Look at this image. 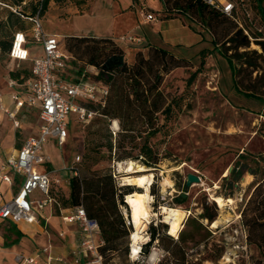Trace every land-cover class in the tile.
Instances as JSON below:
<instances>
[{"label": "rangeland", "instance_id": "rangeland-1", "mask_svg": "<svg viewBox=\"0 0 264 264\" xmlns=\"http://www.w3.org/2000/svg\"><path fill=\"white\" fill-rule=\"evenodd\" d=\"M40 1L24 0L22 7H25L27 15H31L34 8L40 7ZM165 1L171 9L173 3L170 0ZM230 1L238 7L236 17L213 23L218 46H214L213 36L200 20H193L174 11L168 12L163 0L134 2L135 17L138 23H144L138 33L145 39L144 44L130 45L122 42L120 38L129 33L127 29L113 35L112 39L125 49L128 62L133 61L137 51L146 52L149 45L167 49L189 62L188 66L170 72L162 84L164 94L172 101V115L168 121L161 119V124L165 123L162 131L150 141L153 152L161 159L157 167H148L142 158L135 160L138 149H128L132 157L117 162L121 155L119 148H114L111 153L105 145L112 141L114 146H118L121 132L116 136L110 132L109 119L101 116L91 104L88 106H92L90 109L96 114L89 121H80L74 117L64 145L59 147L56 141L49 140L53 152L64 161V170L70 171L72 167H78L80 174H86V170L81 166L83 159L102 157L98 164L91 166V170L114 173V178L120 185H125L122 177L128 176V173L124 172L123 168L119 169L118 163L125 167L128 162H136L144 168L143 172L129 176L153 174L149 187L151 216L142 233L143 251L144 245L149 241L150 226L166 223L163 207L186 211L188 216L183 223L184 228L187 220L197 218L203 211L204 203L208 202L215 203L218 208V226H210V229L213 238L225 245L226 253L217 263L205 264H250L253 251L247 245L240 214L252 191L251 183L260 179L264 172V161H259L257 165L251 163L252 158L259 159L264 156V51L258 44L260 42H257L264 41V20L258 10L257 0H244L248 13L243 10L239 0ZM99 2L86 0L82 10L74 0H64L61 5L51 2L48 11L42 16L45 32L59 36L65 45L66 37L73 34L80 35L79 37L106 38L93 35L97 32L106 34L114 20V13L109 0H105L106 3L103 4L105 9L98 12ZM262 5L264 7V0ZM91 6L92 11L89 13ZM84 13H87V17L82 15ZM142 14H153L157 21L145 22ZM72 15L80 17L73 20L69 18ZM26 21L27 29L30 30L32 23L28 19ZM234 26L244 29L250 40L248 48L228 52L236 66L235 73L224 54L229 46L226 44V36ZM29 50L31 58L44 54L41 44H30ZM205 50L208 55L203 59L201 52ZM30 67V62L17 66L7 55L0 53V165L28 136L37 131L39 125L37 107L22 108L15 119L4 110L15 112L11 101L14 92L10 87L11 72ZM73 68L74 78L86 75L91 79L93 73H96L95 69L81 61L73 64ZM15 120L19 122V126ZM241 154L248 156L246 161L249 165L260 171L258 175L245 172L241 177L238 176L239 181H236L230 178V173ZM47 170L50 172L51 168L48 167ZM51 174V191L55 198L53 206L59 209L61 200L69 195L68 183L72 175ZM189 174H196L201 178V183L186 187ZM131 186L145 192L135 184ZM10 190L16 192L18 187H0V205L9 201ZM182 194L187 196L182 197L184 202L179 205L177 201ZM34 195L40 198L38 192ZM214 196L232 198L234 201L221 209L212 199ZM124 200L127 203L126 197ZM127 208L128 211L125 208L123 211L131 223L128 203ZM60 220L62 222V219ZM4 225L5 223L0 222V228ZM130 228L133 231V226ZM152 252L156 253L155 262L150 261ZM165 254L163 247L156 242L139 264H158Z\"/></svg>", "mask_w": 264, "mask_h": 264}, {"label": "trees", "instance_id": "trees-1", "mask_svg": "<svg viewBox=\"0 0 264 264\" xmlns=\"http://www.w3.org/2000/svg\"><path fill=\"white\" fill-rule=\"evenodd\" d=\"M74 1L81 10L86 4V0ZM133 1L137 2V0ZM170 1L173 3L171 9L168 8L167 1L163 0L168 12L174 11L193 20H200L204 28L213 36L214 46H218L213 23L227 20L231 16L215 9L204 0ZM257 1L258 10L264 20L263 0ZM23 2L24 0H0V53L7 55L10 60L15 33L29 31L26 19L29 20L38 12L42 18L51 2L61 5L64 0H41L40 7L34 8L31 15H27L25 7H22ZM12 8L16 9V12ZM66 38V45L61 38L60 40L64 51L73 58L72 64L76 65L81 61L95 69L96 73H93L90 78L103 83L108 89L103 103L94 105L95 107L91 106L96 108L101 116L108 118L111 125L113 121L119 124L120 130L117 133L121 132V138L118 146H114L113 142L109 141L105 145L106 148L111 153L114 148H119L121 155L117 158V162L132 157L128 149H138L139 153L135 160L142 158L148 167H157L161 159L153 152L150 141L162 131L165 123L161 124V119L168 121L172 115V101H169L164 94L162 84L170 72L188 66L189 62L155 45H149L146 52L137 51L133 61L128 62L125 49L112 38L79 36ZM226 39V44L229 46L224 54L235 73L236 66L233 64L232 57L228 56V52L248 48L249 36L244 33V29L234 26ZM257 42H260L258 44L264 51V41ZM207 55L208 51L201 52L203 59ZM12 62L17 66L23 64ZM31 76V67L11 72V80L22 87ZM111 125L110 132H112ZM247 158L248 156L244 154L239 155V161L230 173V178L239 181V177L245 172L258 175L260 170L255 169L254 166L251 167L246 161ZM101 159L102 157L84 158L81 166L87 173L83 175L80 174L78 167L70 169L72 177L68 183L69 195L61 200L59 209L72 211L83 207L87 216L99 224L100 236L104 241V244L99 247L103 263L116 264L115 256H119L120 261L127 264V262L130 263L129 245L132 224L122 213L121 207L128 211L124 197L132 193H144V191L133 188L132 184L120 185L112 172L92 171L91 166L98 164ZM257 159L252 158L251 163L257 165L259 161H264V156ZM75 172L77 175H74ZM250 187L252 191L241 211V221L246 233L247 245L253 251L250 264H264V172L260 179L251 183ZM49 195L52 200H55L51 190ZM177 202L179 205L184 202L182 196ZM218 215L215 203L205 202L202 213L197 218L187 220L177 239L168 234V224L151 225L149 241L144 245L143 256L149 254L151 248L158 242L166 253L158 264L217 263L226 253L225 245L213 238L210 229Z\"/></svg>", "mask_w": 264, "mask_h": 264}, {"label": "built area", "instance_id": "built-area-1", "mask_svg": "<svg viewBox=\"0 0 264 264\" xmlns=\"http://www.w3.org/2000/svg\"><path fill=\"white\" fill-rule=\"evenodd\" d=\"M204 1L226 15L236 17L238 7L230 0ZM239 1L243 10L248 13L244 0ZM12 10L16 12V9L12 8ZM143 17L145 22L157 21L153 14H143ZM29 20L33 24L29 31L15 33L10 58L17 63L30 62L32 76L24 87L13 80L10 81V87L14 90L11 101L15 112L3 109L15 119L22 108L37 107L40 125L38 134L29 136L22 147L6 159L5 165L0 170V179L9 184L12 183V177L3 173L5 171L24 177L18 195L0 207V218L33 223L37 220V214L53 203L49 195L52 186L50 173L40 170V167L49 161L43 154L48 141L54 139L59 147L64 145L73 118L76 117L80 121L91 120L96 112L88 105L103 103L108 89L103 83L89 79L86 75L74 78L73 58L64 51L60 37L45 32L40 12ZM130 39L137 40L133 37ZM30 44H41L44 54L41 57L31 58ZM15 123L19 126L18 121L15 120ZM111 130L116 136L120 130L117 121H113ZM74 175L77 173L75 172ZM36 191H40L43 197L34 198L33 194ZM62 220L64 223L79 226V242L73 253L75 258L78 260L85 258L84 264H104L103 257L99 253V247L104 241L100 236L98 222L90 219L83 207L63 215ZM142 253L143 245L139 243L137 250H134L131 241L130 263L139 264L143 258ZM33 263H35L34 259H21V264Z\"/></svg>", "mask_w": 264, "mask_h": 264}, {"label": "crops", "instance_id": "crops-1", "mask_svg": "<svg viewBox=\"0 0 264 264\" xmlns=\"http://www.w3.org/2000/svg\"><path fill=\"white\" fill-rule=\"evenodd\" d=\"M98 1L100 2L98 3L99 6L97 5V11L102 12L105 9V5L103 4L106 2L105 0H96V2ZM109 1L113 8L114 16L112 17H114V20L111 22L108 30H106L107 32L104 31L106 34L97 32L93 36L101 35L102 37L113 38V35L116 32L127 29L129 30V33L121 36L120 40L122 42L130 45L144 44L145 39L138 34L144 23H138L137 17H135V12L133 11V8L135 7L134 1ZM89 8V13H91L92 6ZM86 14L87 13H84L82 15L87 17ZM56 16L59 17V14ZM78 16L79 15H72L69 18L74 20ZM76 35L77 34H73L71 36ZM130 37L136 38L137 40L130 39ZM39 125L37 131L30 136L38 134ZM52 140L55 141L54 139ZM51 144L52 143H49L48 141L43 153L49 161L47 164L41 166L40 170L49 172L47 168L50 167L51 171L49 173L51 177V173H58L59 176L68 175V173L72 175L71 171H68L67 169L64 170L66 165L64 161L61 160V157L53 152L54 149ZM19 149L20 148L17 150ZM17 150H15L14 153H16ZM5 163L6 161L0 165V170H2ZM3 173L9 174L12 177V183L9 184L0 179V187H4L5 189L12 188L13 186L18 187L16 192L10 190V201L20 192L24 177L19 175L18 177H20V179H18L16 174L9 171ZM36 192L39 193L40 198L43 197L40 191ZM34 194L33 197L38 198ZM4 203H2L0 207ZM123 210L124 207H121L122 213H124ZM70 212L71 210L69 209H55L52 203L41 211L40 214H37V220L33 223H27L25 221L14 222L9 219L0 218V222L5 223V225L0 228V264H21V259H34L35 263L33 264H84L85 258L78 260L73 254L79 242V226L77 224L64 223L63 220L62 223L60 220L63 215ZM114 262L116 264H123L120 261L119 256H115Z\"/></svg>", "mask_w": 264, "mask_h": 264}, {"label": "bare ground", "instance_id": "bare-ground-1", "mask_svg": "<svg viewBox=\"0 0 264 264\" xmlns=\"http://www.w3.org/2000/svg\"><path fill=\"white\" fill-rule=\"evenodd\" d=\"M114 127L116 128V125ZM118 167L119 169L123 168V171L128 173V176L122 177L125 181V185L135 184L138 188L145 190L144 193H132L126 196V201L130 207L131 212V224L133 226V231L131 233L130 239L133 242V249L137 250L139 243H141L144 238L142 236V233L146 229L151 216L149 206L151 195L149 194V187L153 174L129 176V174L144 171V168L138 165L136 162H128L127 164H125V167H122V163H118ZM212 199L221 209H223L226 204H232L234 201L232 198L225 199L221 196H214L212 197ZM162 209L166 214L165 222L169 225V234L174 237H178L180 231L183 229V223L188 216V213L179 208L163 207ZM218 223V220L214 221L211 225L212 228L217 227ZM155 260L156 253L152 252L150 261L155 262Z\"/></svg>", "mask_w": 264, "mask_h": 264}, {"label": "water", "instance_id": "water-1", "mask_svg": "<svg viewBox=\"0 0 264 264\" xmlns=\"http://www.w3.org/2000/svg\"><path fill=\"white\" fill-rule=\"evenodd\" d=\"M233 169H231L232 171ZM193 183H196V184H200L201 183V179L200 177H198L196 174H189L187 176V181H186V187H190ZM187 196L186 194H182V197H185Z\"/></svg>", "mask_w": 264, "mask_h": 264}]
</instances>
